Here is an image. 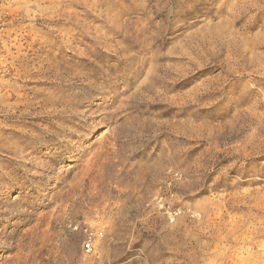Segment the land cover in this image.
Returning <instances> with one entry per match:
<instances>
[{"label": "rangeland", "instance_id": "rangeland-1", "mask_svg": "<svg viewBox=\"0 0 264 264\" xmlns=\"http://www.w3.org/2000/svg\"><path fill=\"white\" fill-rule=\"evenodd\" d=\"M0 264H264V0H0Z\"/></svg>", "mask_w": 264, "mask_h": 264}, {"label": "built area", "instance_id": "built-area-1", "mask_svg": "<svg viewBox=\"0 0 264 264\" xmlns=\"http://www.w3.org/2000/svg\"><path fill=\"white\" fill-rule=\"evenodd\" d=\"M74 229L76 231H80L84 236V242H83L84 252L88 255L93 254L97 247V242L99 240V236H101V232H98L88 227L85 228L74 227Z\"/></svg>", "mask_w": 264, "mask_h": 264}]
</instances>
